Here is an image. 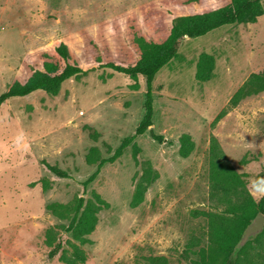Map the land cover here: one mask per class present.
Listing matches in <instances>:
<instances>
[{
	"label": "rangeland",
	"instance_id": "rangeland-1",
	"mask_svg": "<svg viewBox=\"0 0 264 264\" xmlns=\"http://www.w3.org/2000/svg\"><path fill=\"white\" fill-rule=\"evenodd\" d=\"M154 1L0 0V96L43 70L47 61L63 67L56 53L62 43L69 63L93 69L65 82L57 96L38 91L0 105V264H64L60 255L49 259L48 232L54 230L65 244L72 241L64 229L68 221L53 216L47 206L89 200L93 193L110 207L99 213L92 243L82 247L85 264H148L150 257L197 264L208 244V221L199 213L215 211L211 139L218 140L248 189L251 180L264 176V92L245 98L215 123L250 76L264 71L263 15L255 24L182 39L177 57L154 80L153 125L136 139L138 154L128 148L84 186L97 169L86 162L90 149L111 156L146 114V79L102 65L136 62L138 51L122 27ZM205 54L215 60L213 75L199 82L198 64ZM184 134L195 143L186 159L179 155ZM18 135L26 147H15ZM44 161L71 178L56 177ZM154 174L158 178L143 203L132 208L139 182ZM252 196L260 201L264 195Z\"/></svg>",
	"mask_w": 264,
	"mask_h": 264
},
{
	"label": "trees",
	"instance_id": "trees-1",
	"mask_svg": "<svg viewBox=\"0 0 264 264\" xmlns=\"http://www.w3.org/2000/svg\"><path fill=\"white\" fill-rule=\"evenodd\" d=\"M264 0H156L138 9L137 19L126 23L122 28L138 51V58L131 65L106 63L103 68L124 74L132 79L142 76L146 79V114L133 136L125 138L114 153L103 158L98 148L90 149L86 156L88 165H97L96 171L84 182L87 187L94 183L102 169L115 163L124 152L133 147L134 156L139 152L135 141L144 135L153 125L154 95L153 83L158 73L177 57L179 43L182 39H190L207 35L224 26L235 24H255L264 15ZM64 66L47 61L43 70L34 71L24 82L16 81L0 96V105L12 98H24L35 92L42 91L50 96H57L65 82L72 78L88 75L92 70H84L71 59L68 47L60 44L56 49ZM215 60L210 55L201 56L196 78L199 82L211 80ZM264 92V71L252 74L248 81L233 95L224 110L215 120L219 122L227 110L235 109L241 101L252 95ZM158 142L162 136L153 135ZM179 155L186 159L195 150V143L188 134L179 139ZM210 200L215 211L200 212L208 221V244L199 251L200 261L197 264H264V232L253 242H249L235 259V247L245 229L258 213L264 214V196L256 201L250 193L243 176L228 162L225 152L216 138L211 139L209 153ZM45 167L56 177L69 179L68 172L57 165L43 162ZM158 178L144 177L137 186L131 202L136 208L144 201L149 186ZM109 203L99 194L93 193L92 198H75L68 204L52 203L48 211L56 218L68 221L65 229L72 241L65 242L57 238L54 230L48 232V243L52 247L49 259L60 255L64 264H85L88 256L82 247L90 245L89 237L98 225V215L108 209ZM66 245L68 248H66ZM148 264H169L165 257H150Z\"/></svg>",
	"mask_w": 264,
	"mask_h": 264
},
{
	"label": "water",
	"instance_id": "water-1",
	"mask_svg": "<svg viewBox=\"0 0 264 264\" xmlns=\"http://www.w3.org/2000/svg\"><path fill=\"white\" fill-rule=\"evenodd\" d=\"M189 38V37H186ZM264 232V214L258 213L257 216L245 229L240 241L235 247L233 256L236 259L239 252L251 241L257 239Z\"/></svg>",
	"mask_w": 264,
	"mask_h": 264
},
{
	"label": "clouds",
	"instance_id": "clouds-1",
	"mask_svg": "<svg viewBox=\"0 0 264 264\" xmlns=\"http://www.w3.org/2000/svg\"><path fill=\"white\" fill-rule=\"evenodd\" d=\"M23 140V135H18L13 142L15 147L18 149L26 147ZM249 191L251 194L264 195V176L251 180L249 184Z\"/></svg>",
	"mask_w": 264,
	"mask_h": 264
}]
</instances>
